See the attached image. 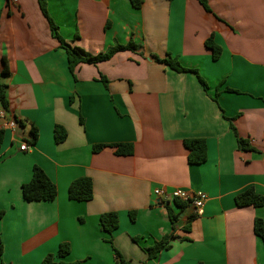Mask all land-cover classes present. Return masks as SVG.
<instances>
[{"label": "crops", "instance_id": "obj_1", "mask_svg": "<svg viewBox=\"0 0 264 264\" xmlns=\"http://www.w3.org/2000/svg\"><path fill=\"white\" fill-rule=\"evenodd\" d=\"M207 4L210 11L200 0H143L139 9L130 0H46L71 46L91 55L131 39L142 46L82 63L73 75L39 0H0L8 101L4 116L0 104V130L18 123L4 130L0 151V264H42L63 243L70 264H117L116 250L131 264H264L254 229L256 219L264 224V206L236 205L249 188L264 196V0ZM212 35L222 48L216 61L205 45ZM168 55L198 70L209 90L196 74L154 58ZM229 119L251 150L239 149ZM33 125L39 137L31 144ZM57 125L67 132L60 144ZM187 139L205 140V163H189ZM116 143H133L134 154L93 151ZM36 165L57 185L54 201L24 200ZM81 177L94 184L89 202L68 196ZM156 188L204 193L202 214L162 203ZM168 207L179 214L175 230ZM110 212L120 220L111 235L100 221ZM173 232L170 247L150 258L148 249Z\"/></svg>", "mask_w": 264, "mask_h": 264}, {"label": "trees", "instance_id": "obj_2", "mask_svg": "<svg viewBox=\"0 0 264 264\" xmlns=\"http://www.w3.org/2000/svg\"><path fill=\"white\" fill-rule=\"evenodd\" d=\"M134 8L139 9L142 6L143 0H130ZM201 4L207 11H210L207 4V0H200ZM40 8L43 15L47 18L50 23L53 36L59 40L62 48L66 50L67 61L70 72L74 75L76 68L82 63L97 64L100 62H105L111 60L117 53L132 51L136 52L141 50V46L137 45L133 39L129 41L128 44L122 45L116 43L115 45L109 47L106 51L101 52L97 55H91L86 53L83 49L76 46H71L65 42V40L60 36L58 32V27L50 17L47 7L46 0H39ZM206 47L211 50L212 57L216 61L220 58L222 54V48L215 43L214 36H210L205 41ZM155 60L161 64L169 66L172 70L183 73V72H192L197 75L200 83L202 84L205 91L209 90L207 82L199 74L198 70L185 67L181 64L178 58L168 55L166 58L154 57ZM6 64V62H5ZM3 75H7L8 71L5 66ZM102 81L106 83V78L102 77ZM231 91L230 89H227ZM218 97L216 94L215 100ZM0 104L2 107L8 109V101L6 97V85L0 83ZM231 129L236 134L238 145L240 150H251L248 142L242 139L237 129L234 125L233 119H229ZM82 122V120H81ZM5 137V131L0 130V151L3 145ZM39 137V131L36 126H32L29 133V142L31 144L37 142ZM67 138L66 130L61 126L55 127V141L57 144L64 142ZM184 146L188 150V161L192 165H200L207 161V144L203 139H187L184 141ZM105 148L113 149L114 153L118 156H131L134 154V144L133 143H116V144H99L93 147V151L100 152ZM23 198L27 202H51L54 201L58 196L57 185L47 176L43 169L39 166L33 167V173L31 180L22 186ZM69 199L78 201V202H89L94 198V184L91 178L81 177L74 180L68 189ZM174 204L182 209L187 207V204L181 203L179 201H174ZM236 205L238 207L246 206H255L263 207L264 206V196L256 193L254 188H249L246 191L240 193L236 196ZM169 217L172 222L173 228H176V222L178 220L179 214H175L172 209L168 207ZM4 211H0V219L4 216ZM132 220H134V213L130 214ZM101 226L105 232L108 234H113L115 230L119 228L120 220L119 216L115 212H110L103 214L100 218ZM255 233L261 237L264 241V224L261 219H256L254 223ZM174 232L164 236L159 241L148 249L149 257L155 258L162 250L168 249L170 247V240L174 238ZM1 254V248H0ZM70 254V245L68 243H63L60 245L59 250L56 255H49L46 257L42 264H70L64 261V259ZM117 264H131L125 261L121 254L116 250Z\"/></svg>", "mask_w": 264, "mask_h": 264}, {"label": "built area", "instance_id": "obj_3", "mask_svg": "<svg viewBox=\"0 0 264 264\" xmlns=\"http://www.w3.org/2000/svg\"><path fill=\"white\" fill-rule=\"evenodd\" d=\"M16 2V0H13ZM1 114L4 116L6 110L3 108ZM18 128V123L16 120L12 119L7 121L5 124L4 130L11 129L16 130ZM29 145L27 142H24L20 149L21 151H27ZM154 195L160 199L162 203H170L174 201H179L193 207L194 212L197 215L202 214L203 207L207 200V196L202 192H194L187 189L175 188L173 190H167L166 188H156L154 190Z\"/></svg>", "mask_w": 264, "mask_h": 264}, {"label": "rangeland", "instance_id": "obj_4", "mask_svg": "<svg viewBox=\"0 0 264 264\" xmlns=\"http://www.w3.org/2000/svg\"><path fill=\"white\" fill-rule=\"evenodd\" d=\"M141 49H142V46H141ZM142 55V54H141Z\"/></svg>", "mask_w": 264, "mask_h": 264}]
</instances>
